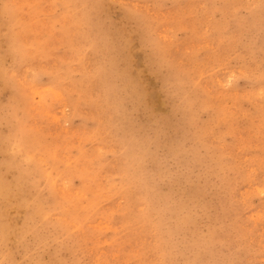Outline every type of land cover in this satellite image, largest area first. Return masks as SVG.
<instances>
[{"label":"rangeland","instance_id":"374dc122","mask_svg":"<svg viewBox=\"0 0 264 264\" xmlns=\"http://www.w3.org/2000/svg\"><path fill=\"white\" fill-rule=\"evenodd\" d=\"M0 264H264V0H0Z\"/></svg>","mask_w":264,"mask_h":264},{"label":"bare ground","instance_id":"6f19581e","mask_svg":"<svg viewBox=\"0 0 264 264\" xmlns=\"http://www.w3.org/2000/svg\"><path fill=\"white\" fill-rule=\"evenodd\" d=\"M12 1V0H11ZM21 2V1H20ZM131 4V3H130ZM144 4V3H143ZM246 5V4H245ZM254 5V4H253ZM134 7V6H133ZM143 7V6H142ZM196 9H197V7H196ZM193 11V10H192ZM191 13V12H190ZM196 13V12H195ZM207 16V15H206ZM209 18V17H208ZM44 20V19H43ZM208 20V19H207ZM192 26V25H191ZM214 27V26H213ZM165 30V29H164ZM205 30V29H204ZM212 30V29H211ZM200 32V31H199ZM200 34V33H199ZM240 35V34H239ZM258 35V34H257ZM162 36V35H161ZM204 36V35H203ZM223 37V36H222ZM207 38V37H206ZM238 38V37H237ZM228 39V38H227ZM25 40V39H24ZM249 45V44H248ZM233 46V45H232ZM221 48H222V46H221ZM225 50V49H224ZM227 51V50H226ZM224 54V53H223ZM222 54V55H223ZM210 62V61H209ZM213 63V62H212ZM210 65V64H209ZM208 70V69H207ZM211 75V74H210ZM202 76H204V75H202ZM209 80V79H208ZM204 90V89H203ZM215 100V99H214ZM215 106V105H214ZM30 107V106H29ZM32 107V106H31ZM208 107V106H207ZM196 109H197V107H196ZM201 109V108H200ZM85 110V109H84ZM192 114H193V112H192ZM225 116V115H224ZM226 118V117H225ZM225 118H223V119H225ZM228 119V118H227ZM101 120V119H100ZM232 120V119H231ZM230 121V120H229ZM212 122H214V121H212ZM212 126V125H211ZM209 129V128H208ZM211 129V128H210ZM213 130V129H212ZM199 136V135H198ZM219 136V135H218ZM15 141V140H14ZM197 147V146H196ZM198 150H199V148H198ZM200 152V151H199ZM62 153V152H61ZM201 154V153H200ZM203 155V154H202ZM222 156V155H221ZM195 163V162H194ZM31 170V169H30ZM63 183V182H62ZM59 187V186H58ZM259 191V190H258ZM243 194V193H242ZM248 195V194H247ZM121 199V198H120ZM258 211V210H257ZM262 214V213H261ZM260 216V215H259ZM62 217V216H61ZM256 217V216H255ZM98 237V236H97ZM101 250V249H100ZM62 253V252H61Z\"/></svg>","mask_w":264,"mask_h":264}]
</instances>
